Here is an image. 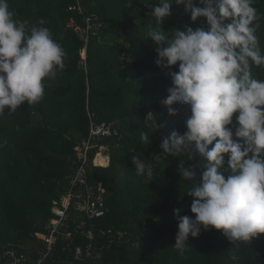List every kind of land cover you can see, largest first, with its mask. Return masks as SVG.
I'll return each mask as SVG.
<instances>
[{
    "label": "trees",
    "instance_id": "16d2710c",
    "mask_svg": "<svg viewBox=\"0 0 264 264\" xmlns=\"http://www.w3.org/2000/svg\"><path fill=\"white\" fill-rule=\"evenodd\" d=\"M172 2L173 14L161 26L165 32L185 26L207 30L206 18L192 22L184 5ZM8 3L16 19L30 25L43 19L67 56L64 69L45 80L38 103H25L10 115L6 107L0 116V256L14 249L27 264L41 256L43 264H264V234L241 244L236 260L229 257L231 242L214 228L189 236L183 255L172 247L178 231L173 210L194 216L193 198L185 193L191 181L178 170L184 158L166 156L160 145L173 131H186L191 113L174 104L177 114L169 115L161 103L172 86L167 73L178 65L162 70L155 64L148 33L156 25L144 4L158 6L156 0H132L131 7L129 0ZM253 6L264 55V0ZM251 72L264 80V66ZM101 124L108 132L92 137L91 129ZM88 140L80 156L76 148ZM101 146L106 166L95 164ZM132 156L148 166L143 176L136 175ZM201 162L197 155L184 166ZM63 195L71 196L70 203L55 225L53 202ZM92 202L102 211L98 217L88 216ZM40 235L53 239L51 249Z\"/></svg>",
    "mask_w": 264,
    "mask_h": 264
},
{
    "label": "clouds",
    "instance_id": "9594fccd",
    "mask_svg": "<svg viewBox=\"0 0 264 264\" xmlns=\"http://www.w3.org/2000/svg\"><path fill=\"white\" fill-rule=\"evenodd\" d=\"M255 2L175 0V5H184L192 22L206 18L208 28L185 26L169 32L161 26L173 14L172 0L144 4L151 8L148 16L156 25L148 33L156 46L155 64L162 70L178 65V71L167 73L172 86L161 103L169 115L177 114L174 104L187 106L191 113L186 131L182 135L173 131L160 145L166 156L184 158L178 170L184 181H191L185 193L193 198L194 216L173 210L178 231L172 247L180 255L189 247V236L198 237L202 228L222 232L231 242L232 260L241 244L264 234V80L251 72L253 66H264V55L255 34L259 28ZM14 15L8 0H0V116L6 107L10 115L25 103H38L45 80L64 69L67 56L50 29L42 26L43 19L30 25ZM141 138L149 136L142 133ZM197 155L201 163L184 166ZM131 160L136 175L143 176L146 163L139 156Z\"/></svg>",
    "mask_w": 264,
    "mask_h": 264
},
{
    "label": "built area",
    "instance_id": "2783aa9c",
    "mask_svg": "<svg viewBox=\"0 0 264 264\" xmlns=\"http://www.w3.org/2000/svg\"><path fill=\"white\" fill-rule=\"evenodd\" d=\"M80 7V6H71L70 9ZM80 9V8H79ZM81 13V11H79ZM87 20H90V17H86ZM71 24H74V21H71ZM77 30L80 28L77 26ZM107 129L105 128L104 124H101L100 126H96L95 128H92L90 133L92 137L98 136V135H105L107 133ZM89 145V140L82 145V147H77L76 150L78 151V154L80 156H83L85 154V151L87 150ZM71 196H62L60 201H54L52 206V213L56 216L51 220V222L55 225L60 223L62 219L66 215V210H68V205L70 203ZM79 205V204H78ZM88 212V216L90 217H98L102 214V211L97 209L94 202H92L88 208L86 209ZM41 238L45 240L48 244V248L51 249L53 239L50 236L42 235ZM27 257L23 253H18L14 249H11L9 251H6L4 255L0 256V264H27L26 261ZM45 259L44 256L39 257L33 264H43V260ZM6 262V263H5Z\"/></svg>",
    "mask_w": 264,
    "mask_h": 264
},
{
    "label": "crops",
    "instance_id": "0c3cea01",
    "mask_svg": "<svg viewBox=\"0 0 264 264\" xmlns=\"http://www.w3.org/2000/svg\"><path fill=\"white\" fill-rule=\"evenodd\" d=\"M100 156V157H99ZM107 155L106 154H104V152H103V154H99L98 155V159H97V163H99V164H101V161L104 159V157H106ZM6 263V262H5Z\"/></svg>",
    "mask_w": 264,
    "mask_h": 264
},
{
    "label": "bare ground",
    "instance_id": "6f19581e",
    "mask_svg": "<svg viewBox=\"0 0 264 264\" xmlns=\"http://www.w3.org/2000/svg\"><path fill=\"white\" fill-rule=\"evenodd\" d=\"M100 150V149H99ZM101 151V150H100ZM99 151V152H100ZM98 159V158H97ZM107 161H108V157L106 156V157H104V159L101 161V165H107ZM95 164H98L99 165V163H97V161H96V163Z\"/></svg>",
    "mask_w": 264,
    "mask_h": 264
},
{
    "label": "rangeland",
    "instance_id": "374dc122",
    "mask_svg": "<svg viewBox=\"0 0 264 264\" xmlns=\"http://www.w3.org/2000/svg\"><path fill=\"white\" fill-rule=\"evenodd\" d=\"M100 150H101V151L99 152V154H103V152H104V154H105V153L107 152V151H106V147H104V146L101 147ZM99 157H100V156H99ZM99 165H101V164H99ZM41 236H42V235H40V237H41Z\"/></svg>",
    "mask_w": 264,
    "mask_h": 264
}]
</instances>
